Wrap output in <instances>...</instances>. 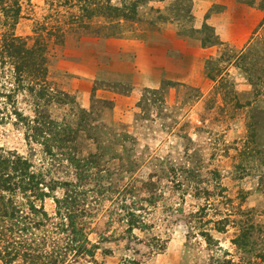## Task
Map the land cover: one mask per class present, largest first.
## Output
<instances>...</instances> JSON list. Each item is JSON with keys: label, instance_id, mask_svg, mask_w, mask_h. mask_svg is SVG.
<instances>
[{"label": "rangeland", "instance_id": "374dc122", "mask_svg": "<svg viewBox=\"0 0 264 264\" xmlns=\"http://www.w3.org/2000/svg\"><path fill=\"white\" fill-rule=\"evenodd\" d=\"M20 3L13 29L0 13V264L42 231L5 210L65 238L68 186L96 249L61 264H264V0ZM13 38L43 82L17 87Z\"/></svg>", "mask_w": 264, "mask_h": 264}, {"label": "trees", "instance_id": "16d2710c", "mask_svg": "<svg viewBox=\"0 0 264 264\" xmlns=\"http://www.w3.org/2000/svg\"><path fill=\"white\" fill-rule=\"evenodd\" d=\"M21 6L22 5L20 3V0H0V13L4 18V26H9L12 29L13 27H15L20 18L22 9ZM14 41L15 40L13 38L11 42L5 45V52H7L9 57H12L16 60L15 81L18 80L17 87L20 86V82L25 81L23 76L25 72H28L27 70H29V68H33L35 73L38 72V75L34 76L33 79L39 82H43L41 81V79L46 75V70L44 69L45 58L43 57V51H40L37 46L33 47L32 49H27L25 47V44H21L19 41L13 43ZM63 96V101H68V98L65 95ZM36 97L38 100H41L44 97L43 92L40 91V93H37ZM63 101L60 102L64 103ZM39 115H41L40 112ZM41 123V127H45V125H47L45 119L40 121V124ZM5 163L8 164L11 171L16 176V179H19V182H21V184L24 183L25 186L32 184L35 186L36 190H39L40 185L43 186L44 176L42 174L35 175L33 173H30L29 164L26 159L15 156L13 157V159H8V162L5 161ZM26 178L28 181H26ZM13 185L16 186L15 184ZM68 187L71 188L67 189L70 190V193L68 192L67 194H65L62 200L57 201V203H60L61 206L59 211L56 213V215L63 216L64 219L59 224L62 229L56 230L62 231L64 234H66L65 238L59 237L58 239L57 237L60 234H53L52 231H49L46 228V225L44 223V219L46 218H44V216L47 217V215H45V213L41 209V212L35 211V213H37L38 215L40 214L43 218V221H39L38 219L34 218L30 219L29 217L21 218L19 217V215H17V212H15L14 208L10 211L11 215H8V211L4 209V218H9L10 220L15 222L20 218L21 221L23 220L29 224L31 230H42L40 232L41 237L38 242L37 240H29V245H27L26 243H20L19 248L25 250V253H23L22 255V258L24 259L23 264H61V259H63V257L65 258L68 252H74L75 256L83 255L92 257L94 255V251L96 248L90 244L87 238V232L84 229V224L77 221L78 210L81 207H84V203H80V197H78L77 193L78 189L76 187ZM11 189V187H5L4 191L9 192L11 191ZM26 230L22 229L20 230V232H25ZM1 231V235H4V230ZM8 231L12 233L13 228L9 226ZM12 243L13 244L11 246L14 245V242ZM15 244L17 245L16 242ZM17 256L10 259L7 263L5 261H3V263L10 264L11 262L16 261Z\"/></svg>", "mask_w": 264, "mask_h": 264}]
</instances>
